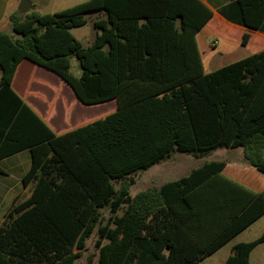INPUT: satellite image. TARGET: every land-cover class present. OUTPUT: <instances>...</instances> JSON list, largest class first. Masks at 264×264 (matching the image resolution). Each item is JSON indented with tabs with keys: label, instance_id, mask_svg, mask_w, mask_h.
Here are the masks:
<instances>
[{
	"label": "trees",
	"instance_id": "1",
	"mask_svg": "<svg viewBox=\"0 0 264 264\" xmlns=\"http://www.w3.org/2000/svg\"><path fill=\"white\" fill-rule=\"evenodd\" d=\"M92 13L103 17L83 46L71 30ZM218 13L249 30L242 47L250 31L264 34V0H231ZM212 17L200 0H87L9 16L12 33L0 32V160L29 152L21 185L30 193L0 225V264H78L92 236L96 264H198L264 216V191L224 177V162L129 194L139 171L174 153L240 148L264 175V47L204 73L195 35ZM22 61L57 75L81 103L116 100L117 110L55 135L11 87ZM262 243L264 229L224 264H249Z\"/></svg>",
	"mask_w": 264,
	"mask_h": 264
},
{
	"label": "crops",
	"instance_id": "2",
	"mask_svg": "<svg viewBox=\"0 0 264 264\" xmlns=\"http://www.w3.org/2000/svg\"><path fill=\"white\" fill-rule=\"evenodd\" d=\"M20 1L21 0H0V25L2 28L10 30L11 33L12 31L9 25V16L15 12H18L17 7ZM27 1L30 4L27 13L37 12L42 14L40 8L45 4H48L53 8L55 7L56 9H53V13H56L68 7L83 3L87 0ZM200 1L205 4L213 13V17L210 19V21L195 35L204 73H211L225 65L244 59L255 53L257 48L264 47V34L250 31L252 37L249 46L243 47L249 52H246L243 57L233 59L226 64L222 63V59L225 57V55L227 53L230 55L232 52H221L220 43H228L231 46L239 47V36L243 32L249 30L245 27L226 21L218 13L219 9L227 5L231 0ZM67 2L73 3L66 5ZM101 17L103 16L99 13H92L88 16V23L82 27L89 26L92 29V33H80L79 36L81 37L82 41H84L83 43L73 35L83 46L90 45L94 40L96 36V30L93 27V21ZM0 32L11 34L8 33V31L0 30ZM73 59L74 58L70 60L71 67L72 65L77 67V62L75 59L73 62ZM206 61L208 62L207 68L204 67V63ZM11 87L13 91L23 100V102L36 113V115L51 129L55 135H61L76 128L90 124L96 120L106 117L109 114H112L117 110L116 100H109L94 105H85L81 103L71 88L61 78L50 71L30 63L29 61H22L18 64L12 79ZM178 154L181 153H174L168 159L153 165H159L161 168H158L155 172L156 174L150 177L146 183H142L143 189L141 191L159 188L165 183L178 180L179 178L190 173L192 170L199 168L203 164L209 162H224L225 167L221 172L224 177L254 193H261L264 191V175L243 161L242 150L240 148H217L210 151L201 158H195L190 155L197 160L196 163L190 159L179 158L177 156ZM5 162H7V164H5L3 170L9 173H16L17 179L14 183L6 182V180H0V199L3 195V190L13 188L15 191L14 194H16V192L21 189V178L30 167V154L28 151H22L0 160V165L1 163ZM178 166L184 167L181 175H171L174 169H177ZM144 171L147 170H143V172ZM141 172L142 171H139L137 175L142 181V176L140 174ZM154 177L157 181H154ZM263 229L264 216L257 219L255 222L233 237L229 242L224 244L213 254L206 257L198 264H204L206 261L215 258L217 255H220V253L222 254L217 258V264H224L227 257L231 254V249L234 245L256 239L258 236H260ZM224 248L227 249L226 252H221L224 251ZM249 264H264V243L258 245L250 253Z\"/></svg>",
	"mask_w": 264,
	"mask_h": 264
},
{
	"label": "rangeland",
	"instance_id": "3",
	"mask_svg": "<svg viewBox=\"0 0 264 264\" xmlns=\"http://www.w3.org/2000/svg\"><path fill=\"white\" fill-rule=\"evenodd\" d=\"M69 3H73V2H67L66 5H69ZM53 9H56L55 7L53 8L52 6L48 5V4H45L43 6H41L40 8V11L42 14H52L53 13ZM0 30L1 31H8V33H11L10 30L6 29V28H2V26L0 25ZM72 34L77 38L79 39L82 43L84 41H82L81 37L79 36L81 32H91L92 33V29L89 27V26H85V27H81L79 29H73L72 31ZM220 51L221 52H232L230 55L227 53L225 55V57L222 59V63L226 64L228 63L229 61L233 60V59H238L240 57H243L245 55L246 52H249L247 49L239 46V47H234V46H231L230 44L228 43H220ZM73 62H74V59H73ZM74 64V63H73ZM204 67L207 68L208 67V62L206 61L204 63ZM71 73L73 75H79V69H78V66L77 67H74V65H72L71 67ZM179 158H183V159H190L192 160L194 163L197 162L196 159H194L193 157H191L190 155L188 154H178L177 155ZM181 161H184V160H181ZM9 162V161H7ZM7 162L5 163H1L0 165V168L3 170L5 164H7ZM165 166V165H163ZM169 166V165H167ZM158 168H161L159 165H156V166H153L151 169L147 170V171H142L140 174L142 176V181L141 179H139L138 175H136L134 177V185L131 187L130 189V195L131 196H134L135 194H137L139 191H141L143 188V185L142 183H146V181L154 176L156 173V170ZM163 168V167H162ZM183 166H178V168L174 169V171L172 172L171 175H181V173L183 172ZM4 171V170H3ZM170 175V174H169ZM17 179V176H16V173H12V172H5L4 171V174H0V180H6V182H11V183H14ZM154 181H157L156 178L154 177ZM1 187V186H0ZM20 190H18L16 192V194H14V190L13 188H9L8 190H3L4 192H2V197L0 199V225L2 224V221L5 217V214L6 212L8 211V209L11 207L12 205V202L14 200H17V202H20L24 199H26L28 196H29V193H30V187H27V188H23L22 185H21V181H20ZM12 197V198H11ZM13 199V200H12ZM94 240H95V237L92 236L88 241H87V249L86 251L83 253V256L82 258L78 261V264H96V257L94 256L96 251L94 249ZM226 248V247H225ZM224 248V251H221V252H226L227 249ZM222 253H220V255H217L215 258L213 259H210L208 261H206L204 264H217V258L219 256H221ZM89 260H91V262H89Z\"/></svg>",
	"mask_w": 264,
	"mask_h": 264
},
{
	"label": "water",
	"instance_id": "4",
	"mask_svg": "<svg viewBox=\"0 0 264 264\" xmlns=\"http://www.w3.org/2000/svg\"><path fill=\"white\" fill-rule=\"evenodd\" d=\"M29 2L27 0H21L18 7H17V11L19 14H25L27 13V11L29 10Z\"/></svg>",
	"mask_w": 264,
	"mask_h": 264
}]
</instances>
